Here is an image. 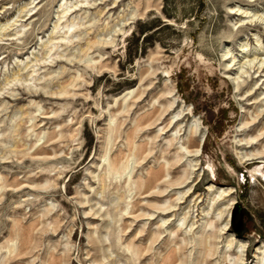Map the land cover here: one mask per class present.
Listing matches in <instances>:
<instances>
[{
    "label": "rangeland",
    "instance_id": "obj_1",
    "mask_svg": "<svg viewBox=\"0 0 264 264\" xmlns=\"http://www.w3.org/2000/svg\"><path fill=\"white\" fill-rule=\"evenodd\" d=\"M5 25L0 183L27 187L0 191V264H161L171 251L173 264H233L228 235L253 261L264 0H0ZM182 112V132L165 129ZM192 133L197 157L177 151ZM151 173L164 175L150 186L162 196L144 194ZM211 185L232 195L213 201Z\"/></svg>",
    "mask_w": 264,
    "mask_h": 264
},
{
    "label": "bare ground",
    "instance_id": "obj_2",
    "mask_svg": "<svg viewBox=\"0 0 264 264\" xmlns=\"http://www.w3.org/2000/svg\"><path fill=\"white\" fill-rule=\"evenodd\" d=\"M77 8H80L79 10H81V7L79 6L78 7V5H73V6H70V7H67L65 10H63L62 11V16H64V15H66L67 13H69V12H76V10H77ZM234 9L235 8H231V11L233 12L234 11ZM240 11V10H239ZM239 11H237V12H239ZM29 12V14H30V12H32V11H28ZM242 14H245L246 16H247V14H248V12H246V11H244ZM33 17V16H32ZM31 17V18H32ZM30 18V19H31ZM246 17H244V19H245ZM249 18V17H248ZM72 23H71V27L73 26V21H71ZM240 23L242 22V21H239ZM66 28H68L69 26L68 25H66L65 26ZM7 29V26L5 25L4 27H1L0 28V35H1V32L2 31H5ZM68 33H70V28H68L67 29V31L66 32H64V35L66 36ZM1 36H13V35H10V34H4L3 33V35H1ZM65 38V37H64ZM63 38V39H64ZM0 40H1V37H0ZM228 56V53H225L224 54V57H227ZM263 64V63H262ZM228 66H229V64H228ZM261 66V65H260ZM101 69V68H100ZM237 76V75H236ZM234 81V83L236 82L235 80L236 79H233ZM237 83V85H236V87L238 88V85H239V82H236ZM34 93H36V92H34ZM67 93L65 92V91H62L61 93H60V95H66ZM173 101V100H172ZM171 101V103H169V105H168V108H166V110H164V112H167L168 110H170V109H172L173 107H174V101L172 102ZM159 110V109H158ZM186 119V114L184 113V112H182V113H180L179 115H175V116H173V117H171V119L167 122L168 124H167V126H166V128L165 129H170L171 128V130L172 129H175V128H177L178 129V133L177 134H180L181 132H182V129H181V125H182V122L184 121ZM186 127V126H185ZM190 127V125L188 126V128ZM195 127V126H194ZM188 128H186V129H188ZM190 129L192 130V128L190 127ZM194 130V129H193ZM170 131V130H169ZM185 132H186V130H184V134L183 135H185ZM197 131H195L194 133H196ZM187 133H188V131H187ZM194 133H192V136L189 138V140L187 141V144L189 145V146H187V147H191L193 150L192 151H189L188 150V148L187 147H183V146H179L178 148H177V151H180L181 153L183 152L184 153V151H185V153H187V154H190V155H192L191 157H197V155H198V153H199V151H200V148H201V145H202V139H200V140H198L197 138H196V136L195 135H193ZM183 135H181V136H183ZM181 136L179 137L178 135L177 136H173V137H175L174 139H172V141H171V146H173L174 145V143L176 144H179V142H180V140H181ZM179 137V138H178ZM200 137V136H199ZM180 145V144H179ZM41 152L40 153H42V152H45V150H43V149H41L40 150ZM182 153V154H183ZM184 155V154H183ZM6 159H9V158H6ZM180 160V159H179ZM247 160V159H246ZM251 160H253V159H251ZM9 164V162L8 161H0V166L2 165V166H5V165H8ZM195 167V166H194ZM160 169H164V168H161L160 167ZM169 170V169H168ZM165 171V170H164ZM163 171V172H164ZM162 172V173H163ZM164 174V173H163ZM158 177H160V179L161 178H163L164 177V175H162V174H152L151 173V175L149 176V177H147L146 178V183L147 184H145V186L147 185V188H145V189H147V191H146V193H144V194H146V196H162L163 195V193L166 191V190H162V191H160L159 189H158V191H154L153 189L151 190V185H153V183L157 180V178ZM159 179V180H160ZM187 179H189V177H186L185 178V180H183V181H181V182H177V183H174V185H182L183 183H185V181L187 180ZM142 181V180H141ZM24 184L23 183H21V184H19V185H17L16 187H11V186H9V185H6V184H4V183H0V191L1 190H7V193H13L15 190H19L20 191V189L21 188H26L25 186H23ZM21 186H23V187H21ZM141 186V185H140ZM28 187H30V186H28ZM11 188V189H10ZM20 188V189H19ZM191 190V188H188V191L187 192H182L181 194H180V196H182V197H179V198H177L175 201L177 202V201H179V200H181V199H183V196H185V195H187V193L189 192ZM208 192H211V191H213V192H211L212 193V196H214L213 197V201L216 199V198H220V197H226V196H230V195H232V192H233V190L231 189V188H219V187H214L213 185H211V186H208ZM16 192V191H15ZM142 194V193H141ZM192 193H190V195H191ZM189 195V196H190ZM210 195V194H209ZM194 196V195H193ZM198 199V198H197ZM196 199V200H197ZM235 199H230V205H229V208H228V211H227V220H226V222H225V224L223 225V227L220 229V232L222 233V234H227V233H229L230 231H229V228H228V223H229V221H230V218H231V212H232V206L235 204V201H234ZM176 205V204H175ZM174 205V206H175ZM171 207L172 206H169V207H163V208H159L158 207V209L157 210H159L161 213H163V212H165V211H167V210H170L171 209ZM238 208H237V206H236V213L237 214H235V218L234 219H236L237 217H238V210H237ZM149 217H151V215L149 216ZM167 220H163L162 221V224L160 225V227H162V225H164V223L166 222ZM222 234H220V235H222ZM219 235V234H218ZM206 236V235H205ZM228 236H230L231 237V239L229 238V241H228V244L226 245V247H225V251H224V253L225 254H227L228 253V250H231V252L233 253L234 252V254H235V256H236V259H235V262L233 263V264H264V243H262V245L261 246H259V247H256L255 248V251H254V255H253V261L250 263L249 262V257H248V255L246 254L247 253V244L246 243H243V242H241V241H239V240H237V238H235L233 235H228ZM207 237V236H206ZM219 237V236H218ZM227 238V237H226ZM201 239H202V241L200 242L201 244L203 243V246L206 244L205 242V239H204V241H203V236L201 237ZM225 242H227V241H225ZM203 248V247H202ZM204 249V248H203ZM174 255H175V252H173V251H171L170 253H168L162 260H161V264H173L172 263V259H173V257H174ZM226 257H228V255L226 256ZM230 264V263H229Z\"/></svg>",
    "mask_w": 264,
    "mask_h": 264
},
{
    "label": "water",
    "instance_id": "obj_3",
    "mask_svg": "<svg viewBox=\"0 0 264 264\" xmlns=\"http://www.w3.org/2000/svg\"><path fill=\"white\" fill-rule=\"evenodd\" d=\"M237 208H239V207L237 206Z\"/></svg>",
    "mask_w": 264,
    "mask_h": 264
}]
</instances>
